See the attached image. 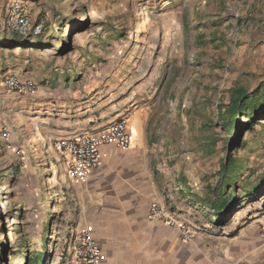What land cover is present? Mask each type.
<instances>
[{
  "label": "rangeland",
  "instance_id": "1",
  "mask_svg": "<svg viewBox=\"0 0 264 264\" xmlns=\"http://www.w3.org/2000/svg\"><path fill=\"white\" fill-rule=\"evenodd\" d=\"M13 1L29 2L0 0L1 22ZM38 1L29 4L32 23L44 26L41 36H30L38 42L21 47L0 40L5 262L22 264L26 255L45 250V264H56L70 212L59 187L63 161L50 136L63 130L67 119L79 118L80 108L96 107L100 100L117 104L133 98L151 118L153 133L173 130L174 152L163 153L162 160L170 179L184 173L192 188L184 193L205 222L194 229L196 236L232 232L251 218L264 219V195L254 192L264 182V117L251 124L241 117L230 134L221 121L226 108H220L230 104L236 86H244L249 96L264 86V0H42V10ZM0 31L19 37L4 27ZM22 65L38 89L9 94L2 77ZM5 131L8 139L2 137ZM235 158L247 171L232 183L233 190L242 187L239 194L249 191L252 200L219 225L195 197L216 200L221 164ZM15 168L18 175L11 179Z\"/></svg>",
  "mask_w": 264,
  "mask_h": 264
},
{
  "label": "crops",
  "instance_id": "2",
  "mask_svg": "<svg viewBox=\"0 0 264 264\" xmlns=\"http://www.w3.org/2000/svg\"><path fill=\"white\" fill-rule=\"evenodd\" d=\"M32 1L37 2H24L31 18L29 4ZM43 1H38L40 10ZM5 39L13 42L12 37L0 31V40ZM18 42L23 47L38 40L19 37ZM22 68L25 66L5 74L2 84L9 75L29 81ZM132 100L117 104L113 100L107 103L100 100L96 107H82L78 110L79 118L67 119L66 127L49 138L59 140L91 134L125 119L133 142L132 150L126 153L115 146H102L101 163L90 173L85 184L69 180L66 164L60 157L63 164L59 168V187L67 197L70 212V226L62 246L73 232H79L89 224L94 227V236L106 256L104 264H264L263 218H251L233 227L232 232L200 233L192 242L182 240L178 228L150 219L152 203L160 202L178 221L193 229L200 230L205 225L201 221L203 217L196 214L197 208L190 206L180 176L170 179L162 160L163 153H170V149L174 152L173 130L161 129L153 133L151 118ZM153 135L160 139L155 141ZM178 165L175 162L171 169ZM61 261L58 254L56 264H63Z\"/></svg>",
  "mask_w": 264,
  "mask_h": 264
},
{
  "label": "built area",
  "instance_id": "3",
  "mask_svg": "<svg viewBox=\"0 0 264 264\" xmlns=\"http://www.w3.org/2000/svg\"><path fill=\"white\" fill-rule=\"evenodd\" d=\"M2 27L21 38L38 37L44 32L42 24L32 23L25 4L16 1L7 6L5 19L3 22L0 21V28ZM3 86L8 93L19 96L33 94L38 89L35 83L20 80L14 75L7 76ZM2 137L8 139V132H3ZM104 145L115 146L125 153L132 150L133 142L128 122L125 119L99 132L56 140L54 149L66 164L69 180L72 183L85 184L90 173L101 163L100 149ZM149 217L152 220L163 221L170 227L178 228L185 241H192L196 236L192 227L179 222L160 202L152 203ZM261 234L264 239V225ZM71 235L72 237L65 242L59 253L63 264H104L106 262V256L94 236L92 225H85L79 232H73Z\"/></svg>",
  "mask_w": 264,
  "mask_h": 264
},
{
  "label": "trees",
  "instance_id": "4",
  "mask_svg": "<svg viewBox=\"0 0 264 264\" xmlns=\"http://www.w3.org/2000/svg\"><path fill=\"white\" fill-rule=\"evenodd\" d=\"M12 38L15 44H20V42H18L19 37ZM220 108L221 110L226 108L225 112L221 114V121L224 124L223 127H225L226 131L230 134H233L235 131H237L239 127L238 123L241 117L247 118V123L249 124L252 122L261 121V118L264 117V86H262V88L257 93H254L251 96H249V92L244 86H236L231 93L230 104L227 106H222L221 104ZM232 144H234V141ZM246 171L247 169L243 166L241 159H229L227 162L221 164L222 184L217 191V199L212 200L197 196L195 197V203L201 204L202 207L207 208L209 213H214L215 221L219 219L221 220V222L218 223L219 225H224V223H226V221L231 216H234V214H236L238 211L245 208V205L252 200V196L250 195L249 191L244 192L243 195H240L239 192L242 187H239V189L236 188L235 190H233L232 187V183L236 184L238 178L244 175ZM17 175V169L15 168L11 172V179ZM180 179L183 185L188 188V193H192V188L188 184L184 173H181ZM10 181H14V179ZM254 192L257 195L263 196L264 182L262 183L261 187H259ZM212 224L215 225V222H212ZM46 255L45 250H42L40 253H37L34 256L26 255L22 264H45ZM0 260L1 264H10L9 262H5L4 256L2 254H0Z\"/></svg>",
  "mask_w": 264,
  "mask_h": 264
}]
</instances>
